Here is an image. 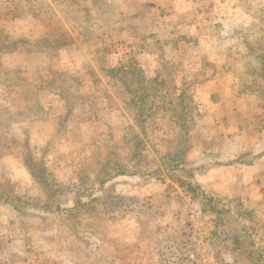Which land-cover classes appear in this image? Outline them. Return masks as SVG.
Wrapping results in <instances>:
<instances>
[{
  "label": "rangeland",
  "instance_id": "374dc122",
  "mask_svg": "<svg viewBox=\"0 0 264 264\" xmlns=\"http://www.w3.org/2000/svg\"><path fill=\"white\" fill-rule=\"evenodd\" d=\"M190 200L264 264V0H0V264H192Z\"/></svg>",
  "mask_w": 264,
  "mask_h": 264
},
{
  "label": "built area",
  "instance_id": "2783aa9c",
  "mask_svg": "<svg viewBox=\"0 0 264 264\" xmlns=\"http://www.w3.org/2000/svg\"><path fill=\"white\" fill-rule=\"evenodd\" d=\"M187 227L186 258L192 264H235L233 256L222 252L218 260L212 251L206 237L207 223L202 206L195 201H189L185 211Z\"/></svg>",
  "mask_w": 264,
  "mask_h": 264
},
{
  "label": "crops",
  "instance_id": "0c3cea01",
  "mask_svg": "<svg viewBox=\"0 0 264 264\" xmlns=\"http://www.w3.org/2000/svg\"><path fill=\"white\" fill-rule=\"evenodd\" d=\"M227 91H228V89L226 87H223V88H221V90L212 91L211 93H214V92L215 93H219L218 96H216V98H219V96L220 97L223 96V93L226 94ZM221 100H223V99H221ZM246 128H247V126L244 127L243 129H238L237 128V130H235L237 132V134L234 137V140H236V142L245 139L246 136L249 135V133H248L249 131ZM235 131H234V133H235ZM251 134L253 135V133H251ZM255 134H258V132L255 133ZM249 145L250 146H248V149H249L248 151H254L255 147L257 146L256 140H254V141L251 140L249 142ZM245 149L247 150V147H245ZM245 149H243V151H245ZM259 167H260V162L258 163L257 161H254L253 163H251L247 167L240 166V165H238L236 163L233 167L224 166L219 171H222L223 173H226V172L227 173H232L233 174V179H234L235 182L241 183V182L244 181L245 183H247V182H249V183H257L258 182L257 174H258ZM246 173H250V175L249 176H245ZM137 179H139V178H137Z\"/></svg>",
  "mask_w": 264,
  "mask_h": 264
},
{
  "label": "trees",
  "instance_id": "16d2710c",
  "mask_svg": "<svg viewBox=\"0 0 264 264\" xmlns=\"http://www.w3.org/2000/svg\"><path fill=\"white\" fill-rule=\"evenodd\" d=\"M35 176H36V175H35ZM36 177H37V176H36ZM78 200H79V197L76 198V200L74 201V203L79 204Z\"/></svg>",
  "mask_w": 264,
  "mask_h": 264
}]
</instances>
